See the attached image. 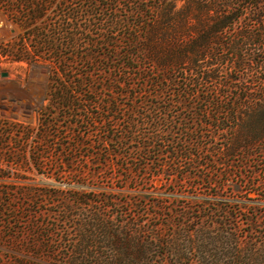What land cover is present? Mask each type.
<instances>
[{"label": "trees", "instance_id": "obj_1", "mask_svg": "<svg viewBox=\"0 0 264 264\" xmlns=\"http://www.w3.org/2000/svg\"><path fill=\"white\" fill-rule=\"evenodd\" d=\"M52 2L0 6L36 21ZM59 10L61 24L32 28L33 52L24 38L22 45L35 61L51 64V105L60 111L54 116L74 128L62 145L68 164L85 154L127 179L212 186L246 170L249 191L262 187L264 194V0H65ZM52 126L42 120L39 137L58 136ZM23 194L33 200L35 192ZM110 202L62 201L46 213L62 214L60 220L36 218L25 234L38 244L35 252L47 248L59 264H146L152 254L167 264L171 253L168 264H188L183 244L203 264H264L259 207L192 203L146 221L140 217L149 206L133 200L138 214L115 220L104 212L119 204ZM151 206L165 209L160 201ZM59 221L69 226L57 236ZM12 226L8 238L16 242L22 235Z\"/></svg>", "mask_w": 264, "mask_h": 264}, {"label": "rangeland", "instance_id": "obj_2", "mask_svg": "<svg viewBox=\"0 0 264 264\" xmlns=\"http://www.w3.org/2000/svg\"><path fill=\"white\" fill-rule=\"evenodd\" d=\"M63 1L53 0L36 21L25 20L21 12L9 14L5 6H0V264H30L32 261L59 264L49 256L47 248L40 254L35 252L33 249L38 244L29 240L25 230L29 222L36 218L47 217L52 221L62 218V214L48 217L46 213L60 209V202L75 200L79 196L97 202L108 198L112 201L110 205L119 203L118 206L103 207L104 212L115 220L129 219L138 214L139 209L130 204L133 200L145 201L149 206L151 213L140 217L146 221L154 220L156 211L165 213L171 208L181 209L185 205L201 202H226L264 210L262 187L249 191L250 187L245 182V176L249 174L246 170L245 176H229L225 186H212L199 179H185L172 184L162 179H142L138 176L127 179L119 170H101L95 158L85 154L78 155L73 164L67 163L71 156L61 152L62 145L69 141L74 128H67V118L56 119L54 116L60 111L51 105V64L35 61L26 54L22 45L24 38L28 51L33 52L28 38L32 28L52 22L61 24L64 16H61L59 3ZM15 57H26L28 60ZM81 65L80 61L78 66ZM2 72H7V75H2ZM44 119L52 122L51 130L56 129L58 136L39 137ZM24 191L35 192L34 199L32 195L25 196ZM154 201L163 203L165 209L161 211L151 206ZM124 202L129 204L122 205ZM13 215L19 217L14 219ZM57 223V236H60L69 225L61 221ZM9 226H12L13 233L22 235L18 237L20 241L8 238ZM68 232L74 238L71 228ZM57 245L60 250L64 248L59 242ZM181 249L183 256L192 260L188 264H203L198 252L184 244ZM175 258L176 254L171 253L165 262L168 264ZM150 259L146 264L161 263V259L154 254ZM104 263L107 264L108 260L105 259Z\"/></svg>", "mask_w": 264, "mask_h": 264}, {"label": "water", "instance_id": "obj_3", "mask_svg": "<svg viewBox=\"0 0 264 264\" xmlns=\"http://www.w3.org/2000/svg\"><path fill=\"white\" fill-rule=\"evenodd\" d=\"M2 75H7V72H2Z\"/></svg>", "mask_w": 264, "mask_h": 264}]
</instances>
